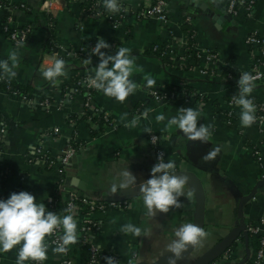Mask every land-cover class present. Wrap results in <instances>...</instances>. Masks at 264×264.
I'll list each match as a JSON object with an SVG mask.
<instances>
[{"label": "crops", "instance_id": "obj_1", "mask_svg": "<svg viewBox=\"0 0 264 264\" xmlns=\"http://www.w3.org/2000/svg\"><path fill=\"white\" fill-rule=\"evenodd\" d=\"M151 1L119 0L125 13L114 23L103 15L87 16L74 1L56 3L49 18L40 10L42 0H0V60L7 59L10 51H18L19 67L11 82L39 93V97L12 95L0 87V199L6 200L15 191H27L37 203H44L53 193L58 197L53 203L56 213L63 216L61 201L67 190L80 197L124 198L127 206L121 210L90 214L98 223L97 231L91 235L92 243L119 264L131 258L132 264H148V257L159 255L177 228L193 223L195 207L191 191L190 197H180L182 207L154 219L145 215L138 184L150 178L155 164L149 133L144 131L150 128L151 133L161 137L164 162L172 160L176 170L193 172L202 185L201 228L208 235L203 246L194 248L185 262L233 234L232 242L211 264H248L253 251L243 226L256 224L264 216V145L259 126L242 128L240 108L232 103V95L238 94L241 73L247 72L258 58L257 47L247 44L245 37L264 29V0H243L251 1L250 12L242 6L234 15L226 11V0H168L165 21L137 19L135 12ZM7 17L11 28H30L22 47L13 45L3 32L2 23ZM182 22L187 23L186 31ZM188 36L199 51L216 54L211 72H199L201 59L191 68L179 65L177 59L184 52ZM99 38L113 46L104 51L106 54L114 55L120 47L130 49L136 65L142 68L132 77L139 87L124 103L95 90L90 95L89 108H85L86 92H78L73 81L80 75L94 74L99 57L92 55V63L86 64L90 52L82 50L88 44H96ZM47 39L52 50H45ZM154 43L168 46L171 52L161 57L148 53ZM52 52L56 53L55 58L65 61L67 71V77L58 78L56 83L42 76V70L53 62ZM73 52L81 54L67 55ZM145 75L155 79L157 88L188 85L196 98L159 104L145 95ZM250 98L264 106V78L256 80ZM44 101L45 105L40 104ZM181 107L200 112L198 126H214L208 143L195 141L188 150L189 140L183 133L175 126L167 127L168 120L177 116ZM85 109L107 117L110 126L99 132L97 124L89 123L90 115L86 121L82 117ZM145 109H152L147 120L141 118L134 128L124 126ZM124 113L127 120L121 121ZM157 115H164L165 120L157 122ZM72 139L77 149L62 172L55 165L46 167L33 160L32 151L38 145L55 154ZM217 147L218 155L205 163L202 158ZM254 149L259 151V161ZM125 168L137 177V187L113 194L111 185L119 182V173ZM189 190L186 185L185 192ZM129 222L142 229L141 237L120 232L121 226ZM148 232L150 236L143 235ZM259 235L264 238V224L259 226ZM157 241L159 247L154 248ZM53 247L49 245L48 259L43 264H60L61 255L53 254ZM18 248L0 253V264H16ZM74 248L75 244L71 245L68 252L73 261ZM259 264H264V249Z\"/></svg>", "mask_w": 264, "mask_h": 264}, {"label": "clouds", "instance_id": "obj_2", "mask_svg": "<svg viewBox=\"0 0 264 264\" xmlns=\"http://www.w3.org/2000/svg\"><path fill=\"white\" fill-rule=\"evenodd\" d=\"M103 6L109 13L116 14L121 11L119 0H103ZM115 28V26H114ZM18 43V47H22ZM110 44L104 38H99L95 47L91 49L89 58L84 62L92 63L91 56L99 57L100 63L95 66L94 74L86 77L89 87L103 93L108 98L124 103L129 96L138 89L137 83L132 79L133 74L142 71L135 62V57L130 54V49L120 47L114 55L106 54L102 49H110ZM19 67L18 51H10L8 58L0 60V76L11 80L16 76ZM46 80L56 83L58 78L67 77L66 64L62 58H54L50 66L42 70ZM259 74L242 72L238 79V94L232 95V103L240 108L239 120L242 128L251 127L257 121L256 106L250 98L256 87ZM144 80L148 88L156 85L155 79L145 75ZM152 109H145L140 116L134 117L125 127L134 128L139 125L141 118L147 120ZM200 112L193 107L179 108L178 115L168 120L167 127L175 126L189 141L208 143L212 135L213 125L201 124L198 126ZM121 121L127 120V113L120 117ZM157 122L165 120L164 115L156 116ZM145 132L151 133L150 128ZM155 140V137H152ZM220 149L212 148L202 159L208 163L215 159ZM164 153L157 154V162L151 168L150 178L138 184L146 209L145 215L151 218L158 214H167L173 208L182 207L180 197L192 195L191 190L185 192L190 177L187 174L176 175V164L172 160L164 162ZM137 177L125 168L119 173V182L111 185L110 191L116 194L118 190H134L137 187ZM66 215H59L46 209L44 203H37L36 197L27 191L13 192L9 198L0 199V253H7L19 246L16 264H43L48 259L49 244L46 238L53 236L57 230L62 229L56 246L52 248L53 254L66 255L70 246L78 242L77 221L73 215L72 207L65 209ZM159 227V224H157ZM120 232L131 234L134 237L142 236V229L129 222L121 226ZM150 236L151 233H143ZM203 228L194 223H184L174 232V238L167 240L163 251L159 255L148 257V264H157L164 252L171 253L167 257V264H177L184 259V253L189 248H199L207 237ZM153 247H159V242H154ZM106 264H119L114 257H105ZM131 264V262H130Z\"/></svg>", "mask_w": 264, "mask_h": 264}, {"label": "built area", "instance_id": "obj_3", "mask_svg": "<svg viewBox=\"0 0 264 264\" xmlns=\"http://www.w3.org/2000/svg\"><path fill=\"white\" fill-rule=\"evenodd\" d=\"M65 1L68 0H42L40 4V10L43 11L45 14L51 17L53 12L56 10V3L63 4ZM74 1L76 0H69ZM168 0H152L150 4L143 6L139 8L135 12V17L137 19H148L153 18L160 21H165L166 18V5ZM77 3V2H76ZM251 3V1H250ZM249 2L245 3L243 0H226L225 8L228 13L231 15L236 14L237 9L239 7L245 6V9L250 12L251 5ZM121 11L112 14L105 10L103 6V0H91L90 4H88L86 7H81L84 11V13L89 17H97L100 15L106 16L110 21L117 23L118 20H120L125 13V10L123 9L121 3H120ZM50 24V22H48ZM2 29L3 32L6 34L7 38L12 42L13 45H18V43H23L26 41L29 33L30 28L28 26H23L18 29L11 28L9 26V18H5V21L2 23ZM185 41V47L187 48L188 39L190 37L188 36ZM245 41L247 44L254 45L257 47V54L258 58L254 61L251 68L247 71L252 73L253 75L259 74V77L257 80H261L264 78V70L262 68L263 66V59H264V29L260 34H257L255 32L249 33L245 37ZM194 51H195V58L201 59L203 61L202 68L199 69V72H211L212 65L216 61V54L214 52L205 50V51H199L197 47L193 44L189 45ZM95 47V44H88L86 48H84L82 51L85 52H91V49ZM152 49H156V46L153 45ZM52 50V46L50 48ZM171 49L166 46L161 53L162 55H165L166 53H170ZM48 54V53H47ZM81 52H73L72 54L67 55H79ZM53 58H55L56 53L52 52ZM57 57V56H56ZM179 65L185 66L188 58L183 54L178 56ZM191 65L188 66V68H191L193 64V61H190ZM86 76L81 78L79 82L87 89L90 88L86 83ZM240 77V76H239ZM2 77L0 76V80ZM12 95H17L15 91L12 92ZM145 95L161 104L166 103L169 99L173 98V93L166 89H156V88H146L145 89ZM195 95L194 92H188V93H180L179 98H181L184 101H187L188 99L193 98ZM23 98L24 101H26L25 97ZM89 99L90 94L89 92L85 93V99L83 101V105L85 108H89ZM252 99V98H251ZM253 100V99H252ZM255 106H256V117L257 121L254 123L255 125L260 127L261 135H262V144L264 145V106L260 103H257L253 100ZM40 104H46V102H40ZM96 111H91L92 114H95ZM104 120H107L105 116H103ZM2 131V129H0ZM56 131V129H54ZM152 137H155V140H153ZM148 141L151 144V149L154 153L155 157V163L157 162V154L161 153L162 150L159 146V142L161 140V137L158 134L155 133H149ZM76 151V147L68 143L66 147H64L62 150H60L58 153H51L46 148L42 146H37L32 151L33 160L37 161L43 166L51 167L53 165L57 166L62 172L65 165L69 162L70 157L74 154ZM253 154L256 157V160H260L259 151L258 149L253 150ZM61 185L60 182L58 184ZM53 200L51 197L47 198V202L50 204H53L57 201ZM62 202V208L63 211L66 214H68L65 209L72 207L73 209V215L77 222L80 223V231H81V241L82 243L88 242L89 243V252H90V259L89 264H106L105 257H113L111 255H108L107 253L102 252L94 243H90L89 239L91 238L92 233L97 231L98 229V223L95 219L90 217V214L97 212L100 214H103L109 210H121L127 206V200L124 198H118V199H109V200H102L98 198H90V197H80L73 191H66L65 196L63 198ZM81 206H84L85 211L79 214V210L81 209ZM264 224V216L261 217L256 224H245L243 227L246 232L250 234H259V226ZM62 235L61 230H57V232L51 236L48 237L47 243L49 245L56 246V242L58 240V237ZM263 249H264V238L260 235L259 239V247L254 253V260L253 264H259L260 259L263 255ZM115 258V257H114ZM132 258L129 259L125 264H130ZM27 264H33V262L28 261ZM60 264H74L73 258L68 255H61ZM132 264V263H131ZM211 264V263H209Z\"/></svg>", "mask_w": 264, "mask_h": 264}, {"label": "trees", "instance_id": "obj_4", "mask_svg": "<svg viewBox=\"0 0 264 264\" xmlns=\"http://www.w3.org/2000/svg\"><path fill=\"white\" fill-rule=\"evenodd\" d=\"M77 4L80 6V7H86L88 4H90L91 0H76ZM187 23H183L182 22V28L184 31L187 30ZM29 38V35L27 37V39ZM26 39V40H27ZM190 44H193V41L192 39H188V43H187V48L184 49V55L188 58V61L186 63V67L188 68V66L191 65L190 61L192 60L193 61V64L197 63L198 59L195 58V51L189 46ZM153 45L156 46V49H149L148 53H152V54H155L159 57L162 56V53L161 51L164 49V47L160 44H157V43H154ZM152 45V46H153ZM51 44L48 42V39L46 40L45 44H44V47H45V50H50L51 48ZM112 48L113 46L110 45ZM107 49H102V51H106ZM86 56H88L87 54H85ZM90 55V54H89ZM224 73L226 71H223ZM88 76L90 74H87ZM2 79L0 80V87L5 90L7 93H12L13 91H15L18 95L20 94H24L26 97L28 96H32V97H39L38 96V92H35V91H31L29 90L27 87L26 88H21V87H16L12 84L11 80L7 79L6 77H3L1 76ZM83 78V75H80L77 79H75L73 82L75 83V88L78 92H81L83 93L84 91L85 92H89V94H93V92L96 90L94 88H87L86 90L84 89L83 85L79 82V80ZM76 81H77V84H76ZM156 89H166V90H169L170 92L173 93V98L172 99H169L166 103H169V102H172L174 101L175 99H178L179 96H180V93L183 92V93H188V92H193V90H191L192 88L188 85H175V86H172V87H166V88H157V87H154ZM20 92V93H19ZM196 98V96L194 97V99ZM255 102L256 100L253 99ZM188 102L190 101L187 100ZM165 102L164 103H161V104H166ZM85 114H83V118L84 120L86 121V118L87 116L90 115V120H89V123H95L97 124V126L99 127V132H102L105 130V128H108L110 126V123H109V120L108 118L106 117L107 120H104L103 118V115L100 114V113H97V114H92L90 113V111H86L85 109ZM71 145H73L74 147H76L77 149V143L76 141H74L73 139L70 140L69 142ZM16 192V191H15ZM17 193V192H16ZM51 198L56 200L58 199L57 196H55V194L51 193ZM44 204L46 205V209L49 210V211H54L56 212V209L54 207L53 204H50L48 203L47 201L44 202ZM85 211V208L84 206H81V209L79 210V214H81L82 212ZM77 231H78V242L75 244V248H74V253L76 254L75 256V260H74V264H89V259H90V252H89V243L88 242H85V243H82L81 241V231L79 229L80 227V223L77 222ZM243 231H244V235L245 237L250 240L251 242V245H252V251H253V255L252 257L249 259V262L248 264H253V260H254V253L255 251L257 250V248L259 247V239H260V235L259 234H250L248 232L245 231V229L243 228ZM48 240V238H47ZM89 242L91 243L92 240L91 238L89 239Z\"/></svg>", "mask_w": 264, "mask_h": 264}, {"label": "water", "instance_id": "obj_5", "mask_svg": "<svg viewBox=\"0 0 264 264\" xmlns=\"http://www.w3.org/2000/svg\"><path fill=\"white\" fill-rule=\"evenodd\" d=\"M193 141H188L187 148L189 150V147H194ZM194 151V148L191 149ZM73 156V155H72ZM72 156L69 160L72 159ZM176 175H182L187 174L190 177L188 186L190 187L191 191L194 194L195 199V207H194V213H193V223L196 224L199 227H202V216H203V202H204V195H203V189L200 180L198 177L191 171L186 170H176ZM244 228V227H243ZM233 240V234H229L216 242L213 246L206 249L204 252L198 254L196 257H194L189 263H186L185 260L188 259L190 256V253L194 250V248H189L187 252H185L184 259H181L177 261V264H209L212 261H214L216 258H218L225 249L229 246V244ZM172 255L171 253L165 254L160 257V259L157 261V264H167V257Z\"/></svg>", "mask_w": 264, "mask_h": 264}]
</instances>
